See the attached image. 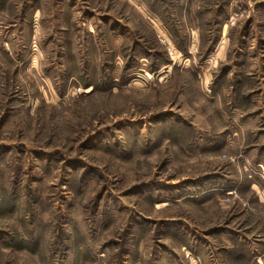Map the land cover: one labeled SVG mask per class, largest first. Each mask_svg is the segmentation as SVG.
I'll use <instances>...</instances> for the list:
<instances>
[{"label": "rangeland", "instance_id": "obj_1", "mask_svg": "<svg viewBox=\"0 0 264 264\" xmlns=\"http://www.w3.org/2000/svg\"><path fill=\"white\" fill-rule=\"evenodd\" d=\"M222 1L0 0V264H264V0Z\"/></svg>", "mask_w": 264, "mask_h": 264}, {"label": "crops", "instance_id": "obj_2", "mask_svg": "<svg viewBox=\"0 0 264 264\" xmlns=\"http://www.w3.org/2000/svg\"><path fill=\"white\" fill-rule=\"evenodd\" d=\"M200 2H201V0H200ZM225 4L227 6L228 3H226V1L224 0L221 3H219L218 8L216 9L217 10L218 20H219V22L217 24H219L220 26L223 25V27H224L223 28V32H222L223 35L226 32V27H225V23H224V19H223V17L225 18V9H226L225 8ZM192 5H195V2H192ZM182 6H184V7H183V10H182L183 14L181 15L183 17V19H181V23L184 25L183 26L184 29H182V32H183L184 36L185 37H201L202 20H200V19L204 18L203 17L204 14L201 11L202 10L209 11V9H208L209 7L207 5L203 4V6H202L203 9H199V11L197 10V18H199V20H198L199 21L198 22L199 25L198 26L194 25V27H193V26L189 25V22H190L189 18L193 15V13H192L193 12V9H192L193 7H189V4L187 6L184 3L182 4ZM174 18H175V15H174ZM165 23H166L165 25H170V24H168V22H165ZM169 31H170V34H172V32H174L175 30L173 29L172 32H171V30H169ZM179 31H181V30H179ZM256 54H255L254 57H256V58L258 57L261 60L262 59L261 54H258L257 56H256ZM238 57H239V60H237V62L234 63L235 67H237L236 69L238 70L236 73L237 74L239 73L240 75H242V74L245 75L244 80L243 79H239L238 82L242 83L244 81V82L248 83V81H251L252 79H253V81H255L258 84L264 82V72H262V73L257 72V71L255 73L250 72V69L252 68L249 65L250 61H248L249 58L251 57V53L250 52H245V53L241 52ZM228 78H230L229 75H228ZM240 113H242V112L240 111ZM240 113H239V115L241 117H243ZM159 258H160V260L158 261V263H160V261L162 259L161 257H159Z\"/></svg>", "mask_w": 264, "mask_h": 264}, {"label": "bare ground", "instance_id": "obj_3", "mask_svg": "<svg viewBox=\"0 0 264 264\" xmlns=\"http://www.w3.org/2000/svg\"><path fill=\"white\" fill-rule=\"evenodd\" d=\"M90 90H91V88H90V89H88V91H90ZM88 91H87V92H88Z\"/></svg>", "mask_w": 264, "mask_h": 264}]
</instances>
